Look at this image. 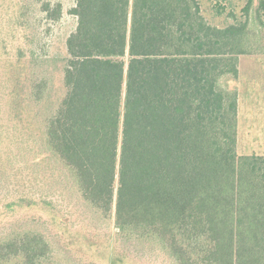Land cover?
Returning <instances> with one entry per match:
<instances>
[{
    "label": "trees",
    "instance_id": "16d2710c",
    "mask_svg": "<svg viewBox=\"0 0 264 264\" xmlns=\"http://www.w3.org/2000/svg\"><path fill=\"white\" fill-rule=\"evenodd\" d=\"M71 12L55 114L44 120L41 82L32 98L11 93L35 166L66 169L102 211L115 205V240L160 244L176 264H264V156L238 154V93L221 85L252 53L245 26L210 24L199 0H76ZM24 240L13 263H41L44 239Z\"/></svg>",
    "mask_w": 264,
    "mask_h": 264
},
{
    "label": "rangeland",
    "instance_id": "374dc122",
    "mask_svg": "<svg viewBox=\"0 0 264 264\" xmlns=\"http://www.w3.org/2000/svg\"><path fill=\"white\" fill-rule=\"evenodd\" d=\"M43 1H49L52 9L61 4V15L42 10ZM199 1L210 24L245 26L247 49L252 53L238 56L237 78L221 79L222 87L238 93L239 106L240 76L255 71L244 82L264 78V6H260L261 0ZM0 6V243L4 241L0 244V257L6 258L0 264H15L11 257L18 246H12V242L25 239L28 244V240L37 237L47 244L46 256L39 264H176L160 244L135 238L115 240V205L102 211L83 199L79 188L65 178L66 169L61 172L63 168H53L52 163L47 168L35 166L32 134L25 137L21 132L25 122L14 117L15 111L12 113L11 93L18 89L21 98L28 93L32 98V89L39 82L44 87L43 108L48 107L44 120L58 109L66 92V39L77 26V18L71 12L76 0H0ZM20 54L23 57L17 59ZM17 60L23 72L13 83L4 72L6 61ZM249 93L250 99L246 95L241 99L243 106L247 107L248 101L264 100V95L257 96L264 94L261 91ZM31 106L35 114L38 106L32 102ZM242 124L241 132L237 128L238 154L264 156V141L243 137L246 122L243 120ZM25 138L33 148L26 145ZM26 163L29 165L25 168ZM29 202L36 205L28 206ZM10 203H14V208H7Z\"/></svg>",
    "mask_w": 264,
    "mask_h": 264
},
{
    "label": "crops",
    "instance_id": "0c3cea01",
    "mask_svg": "<svg viewBox=\"0 0 264 264\" xmlns=\"http://www.w3.org/2000/svg\"><path fill=\"white\" fill-rule=\"evenodd\" d=\"M254 73L256 72L252 71L249 72L247 76L241 75L239 82L237 83L239 84L240 92V100L238 106V128L241 132V127L243 126L242 121L244 120L246 122V134L243 133V137H247L248 139H251L253 141H264V100L248 101L249 104H247V107L243 106V102L241 100L243 95H246V98H251L249 90L261 91L262 93H264V78L254 77L252 81L248 80L244 82L245 77H249L250 74ZM259 95L264 94L258 93L257 96Z\"/></svg>",
    "mask_w": 264,
    "mask_h": 264
}]
</instances>
